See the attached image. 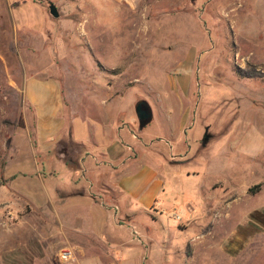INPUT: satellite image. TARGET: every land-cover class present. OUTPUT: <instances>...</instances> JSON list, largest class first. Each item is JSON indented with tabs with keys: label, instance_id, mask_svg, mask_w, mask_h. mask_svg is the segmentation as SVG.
I'll return each instance as SVG.
<instances>
[{
	"label": "rangeland",
	"instance_id": "374dc122",
	"mask_svg": "<svg viewBox=\"0 0 264 264\" xmlns=\"http://www.w3.org/2000/svg\"><path fill=\"white\" fill-rule=\"evenodd\" d=\"M34 1L45 21L30 43L32 25L12 16L24 0H0V264H57V252L71 245L60 211L64 171L68 165L82 177L81 158L89 165L91 157L103 161L90 168L93 181L104 170L151 163L165 178L163 211L183 220L171 216V233L152 223L157 241L147 264H264V226L245 223L264 204V0ZM238 68L263 75L244 77ZM27 79L56 139L45 155ZM141 99L153 113L142 130ZM113 143L124 145L115 156ZM257 184L248 197L244 190ZM102 185L90 188L92 197L126 221L95 191L111 190ZM73 213L111 219L98 207ZM86 234L93 236L89 227ZM171 235L165 259L159 246Z\"/></svg>",
	"mask_w": 264,
	"mask_h": 264
},
{
	"label": "crops",
	"instance_id": "0c3cea01",
	"mask_svg": "<svg viewBox=\"0 0 264 264\" xmlns=\"http://www.w3.org/2000/svg\"><path fill=\"white\" fill-rule=\"evenodd\" d=\"M7 1L8 3H13L17 0ZM106 1L121 2L123 0ZM128 1L136 2L138 0ZM20 14L22 15L21 18ZM12 16L15 21L18 23L21 22L22 25H32V28H27L28 34L33 36L32 41L28 40L30 43H34L36 37L37 40L39 39L38 37H40V34L38 35V29L40 30L43 28L42 25L44 26L45 21L44 8L41 4L34 0H24L19 7L13 9ZM16 25L18 27L17 23ZM34 29L36 31H34ZM33 78L40 77H32L31 79ZM31 79L25 80L24 93H26V95L30 98V100L26 99L29 106L34 110L35 134L39 140L40 149L43 151L42 154L45 155V153L52 149L54 146L53 143L56 139H53L51 136V131L49 129L50 123H48L46 117L49 115L46 111L43 112L39 105H36L37 100L35 95L27 94L26 87ZM37 109L38 113H36ZM103 123L106 124L104 126V130L106 128L112 129V125L107 124V122ZM123 131L124 130H122V132ZM49 136H51L50 139L47 138ZM110 147H112L111 152L113 156H115L116 153H121L124 149V145L122 143L119 145L113 143ZM92 158L94 160H91L92 162L89 165L87 164L88 158H81L80 162L82 163V166L79 170L82 173V177H76L74 172L75 170L70 168L68 165L64 171L67 182L64 190V202H62L60 211L61 216L64 217V220L66 221L65 242L78 248L79 264H102V262L97 261L92 255H90L92 252H97L98 255H100L101 260H105V263L107 262V264H147L146 260L151 253V246L157 241L152 232V227H155L152 223L160 225L162 229L171 233L169 227L174 225L171 220V216L176 217L175 221H178L180 218L182 219V217H180L181 215L177 212H170L171 215L169 216L165 211H163L164 208L168 206L166 205L167 200L164 197V194L167 191L165 190V178L157 171L156 166L151 163V165L144 167L138 166L135 172H132L131 170L125 172V170H119L122 168H118L116 171H118L117 173L119 175H115L114 172L104 173L108 171L104 170L97 176L96 180L93 181V178H87L88 173L91 171L90 168H93V164H99L100 167V164L103 165V161H101L98 157H91V159ZM257 168L258 166H256V173L258 172ZM98 177H100V179ZM102 177H105V182H102ZM129 179L133 180L130 181ZM102 183H105L106 185L109 184L111 190L106 189L95 191L102 192L106 197L108 196L111 201H114L118 207V215L125 216L126 221L119 222L114 220V215L112 211H110L111 209L101 205L94 197H92V191L90 188H99ZM150 184L151 186L147 190H144V187ZM105 187L109 188L107 186ZM244 191L249 193L248 197H253L255 195L254 193L249 192V190ZM260 191L264 192V190ZM224 192L227 193V190H224ZM235 195L243 196L241 190H236ZM238 198L239 197L233 199L232 201L236 200L239 202L240 198ZM208 199L210 198L208 197ZM82 205L98 207L108 213V215L110 213L111 219L102 218L100 222H96L95 217H93L92 214H90L91 217L89 219H87L84 214H67L69 210L74 211L77 210V208L80 209ZM208 210L209 207L207 208V215L209 214ZM202 211L201 216H205L204 208ZM229 213L230 212H228V214ZM229 215L230 216H228V218L231 217L232 213ZM146 217H150V220L146 219ZM256 217L257 219H255ZM246 220L248 221L245 223H254L253 221H259L264 226V204L249 211V216ZM88 227L90 234L93 233L94 237L86 234ZM92 230L96 233L92 232ZM207 235L208 234L203 233L202 237L198 236L200 237L196 238L199 239L198 243L201 239H207ZM172 242L173 239L171 235L166 241L162 242L165 243L164 248L159 246L160 249L158 252L163 253V257H165V259L168 258L167 256H171L172 252L169 253L168 250L174 246ZM163 249H165L164 252Z\"/></svg>",
	"mask_w": 264,
	"mask_h": 264
},
{
	"label": "water",
	"instance_id": "95a60500",
	"mask_svg": "<svg viewBox=\"0 0 264 264\" xmlns=\"http://www.w3.org/2000/svg\"><path fill=\"white\" fill-rule=\"evenodd\" d=\"M49 7H50V12L53 16L55 17L60 16V12L55 3L50 2ZM135 110L139 119L140 129H143L153 118V113L150 108V104L146 100L141 99L137 102L135 106Z\"/></svg>",
	"mask_w": 264,
	"mask_h": 264
},
{
	"label": "built area",
	"instance_id": "2783aa9c",
	"mask_svg": "<svg viewBox=\"0 0 264 264\" xmlns=\"http://www.w3.org/2000/svg\"><path fill=\"white\" fill-rule=\"evenodd\" d=\"M57 264H79L78 248L74 245H64L57 252Z\"/></svg>",
	"mask_w": 264,
	"mask_h": 264
},
{
	"label": "trees",
	"instance_id": "16d2710c",
	"mask_svg": "<svg viewBox=\"0 0 264 264\" xmlns=\"http://www.w3.org/2000/svg\"><path fill=\"white\" fill-rule=\"evenodd\" d=\"M19 2H14L13 5L16 6L18 5ZM238 72L240 73V75L244 76V77H257V76H262V72L256 68H252V69H244V68H238ZM6 122H10L9 120H6ZM261 185L257 184L254 187H250L249 188V192L251 193H255ZM257 219V217L255 218Z\"/></svg>",
	"mask_w": 264,
	"mask_h": 264
},
{
	"label": "flooded vegetation",
	"instance_id": "af4514ba",
	"mask_svg": "<svg viewBox=\"0 0 264 264\" xmlns=\"http://www.w3.org/2000/svg\"><path fill=\"white\" fill-rule=\"evenodd\" d=\"M205 138L208 140L210 138V133L206 132ZM204 142H205V144L207 143L206 140Z\"/></svg>",
	"mask_w": 264,
	"mask_h": 264
}]
</instances>
